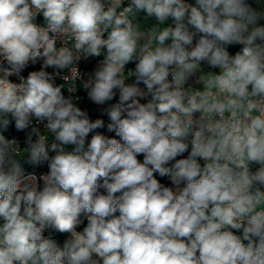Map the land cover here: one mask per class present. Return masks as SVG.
Segmentation results:
<instances>
[{
  "label": "clouds",
  "instance_id": "9594fccd",
  "mask_svg": "<svg viewBox=\"0 0 264 264\" xmlns=\"http://www.w3.org/2000/svg\"><path fill=\"white\" fill-rule=\"evenodd\" d=\"M0 264H264V0H0Z\"/></svg>",
  "mask_w": 264,
  "mask_h": 264
},
{
  "label": "trees",
  "instance_id": "16d2710c",
  "mask_svg": "<svg viewBox=\"0 0 264 264\" xmlns=\"http://www.w3.org/2000/svg\"><path fill=\"white\" fill-rule=\"evenodd\" d=\"M92 114H93V116H95L96 115L95 111H93Z\"/></svg>",
  "mask_w": 264,
  "mask_h": 264
}]
</instances>
